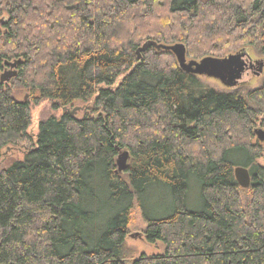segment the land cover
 I'll use <instances>...</instances> for the list:
<instances>
[{
    "label": "trees",
    "instance_id": "1",
    "mask_svg": "<svg viewBox=\"0 0 264 264\" xmlns=\"http://www.w3.org/2000/svg\"><path fill=\"white\" fill-rule=\"evenodd\" d=\"M149 42L188 61L264 57V0H0V160L25 156L0 169V264H264V82L218 92L171 51L139 58ZM47 100L64 113L32 135ZM154 189L165 217L143 207ZM137 207L163 253L129 249Z\"/></svg>",
    "mask_w": 264,
    "mask_h": 264
},
{
    "label": "rangeland",
    "instance_id": "2",
    "mask_svg": "<svg viewBox=\"0 0 264 264\" xmlns=\"http://www.w3.org/2000/svg\"><path fill=\"white\" fill-rule=\"evenodd\" d=\"M247 54H249L254 61L264 60V57L257 50H247ZM6 72H12V70L7 69ZM2 74H4V72H2ZM202 80L206 86L218 92L234 93L236 92V90L240 91L243 89L250 90L259 88L264 82V69L263 71H260V68L258 66L256 69L249 70L248 72H246V74L243 76L242 80L236 88L225 87L223 84H221L218 80L215 79H208L203 77ZM14 97L18 100L28 99L27 93L20 89L15 90ZM75 108L78 111L79 108H84V105L81 103H76ZM63 113L64 110L62 109L55 110L52 106V103L48 100L42 102L38 106H32L31 125L29 128V133L32 135H36L38 133L39 124L41 121L48 119L52 115H56L59 117ZM77 116L81 118L83 116L82 111L78 112ZM5 154V158L0 160V169L10 167L14 161L12 160V158L17 160H24L25 157L22 152H18L17 150L15 151V153H11V156H9L10 151ZM191 190L192 191L189 195L188 200V207L191 210L199 211L202 207L200 194L198 190H195V188H192ZM142 202L146 213L152 218L165 217L171 211V198L169 196V193L163 189H154V191L151 192L149 196L144 197ZM144 209L137 207L133 211L132 223L129 226V236L127 238L128 247L131 251L134 252L136 256L142 254L148 256L161 254L164 251L163 244H150L144 239L142 235L143 230L147 226V222L142 217V212Z\"/></svg>",
    "mask_w": 264,
    "mask_h": 264
},
{
    "label": "water",
    "instance_id": "3",
    "mask_svg": "<svg viewBox=\"0 0 264 264\" xmlns=\"http://www.w3.org/2000/svg\"><path fill=\"white\" fill-rule=\"evenodd\" d=\"M152 46L157 49H163L173 52L176 55L180 68L183 71L200 77L218 80L221 84L228 88H236L239 85L240 81L243 78V73L246 67L245 57L248 56L246 51H241L238 54L230 55L224 59L206 58L200 62L188 61L185 54V48L182 45L164 46L149 42L138 50L139 58L141 53L145 52ZM256 64L259 65L260 71H263L264 60L256 61ZM15 66V64L12 65V68H15ZM14 76H16V72H7L2 76L1 82H9ZM258 135L260 139L264 140L263 131H258ZM127 157V153H120L118 159V166L120 170H123L125 168ZM235 177L241 188H249L251 177L249 171L246 168L237 167L235 169Z\"/></svg>",
    "mask_w": 264,
    "mask_h": 264
},
{
    "label": "flooded vegetation",
    "instance_id": "4",
    "mask_svg": "<svg viewBox=\"0 0 264 264\" xmlns=\"http://www.w3.org/2000/svg\"><path fill=\"white\" fill-rule=\"evenodd\" d=\"M245 61H246V67H245V71L243 73V76L246 74V72H248L249 70H254L256 69L259 65L256 64V61H254L252 59V57H250V55L248 54L247 57H245Z\"/></svg>",
    "mask_w": 264,
    "mask_h": 264
}]
</instances>
